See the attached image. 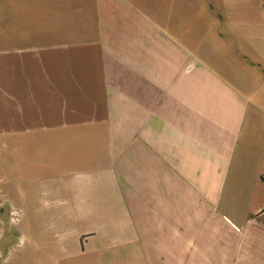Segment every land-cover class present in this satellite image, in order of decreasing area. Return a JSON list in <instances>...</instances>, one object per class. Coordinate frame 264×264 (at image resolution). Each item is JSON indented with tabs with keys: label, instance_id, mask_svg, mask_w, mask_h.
Wrapping results in <instances>:
<instances>
[{
	"label": "crops",
	"instance_id": "crops-1",
	"mask_svg": "<svg viewBox=\"0 0 264 264\" xmlns=\"http://www.w3.org/2000/svg\"><path fill=\"white\" fill-rule=\"evenodd\" d=\"M263 59L264 0H0V203L56 261L264 264Z\"/></svg>",
	"mask_w": 264,
	"mask_h": 264
},
{
	"label": "rangeland",
	"instance_id": "rangeland-1",
	"mask_svg": "<svg viewBox=\"0 0 264 264\" xmlns=\"http://www.w3.org/2000/svg\"><path fill=\"white\" fill-rule=\"evenodd\" d=\"M262 62L264 63V59ZM254 72H251L249 69L248 76L250 80L253 84H262L263 75L259 73V70ZM258 95H260V92H258ZM260 100L261 99H259L258 102H260ZM255 137L258 138V136ZM0 167L4 168V163L0 164ZM15 189L14 187L7 188V192L10 196L15 197ZM7 210L8 206L5 207L4 203H0L1 264L5 259L6 262L4 264H107V262L103 261L100 257L96 259L82 257L72 259L69 262H65L63 259H58V261H56L55 259L57 258H54L55 252L48 250L47 244L51 243L52 239L58 238V234L61 233L63 229L68 228L67 221L64 223V220H39L36 221V230H34L33 220L30 218L20 220L7 212ZM83 221L84 220H81L80 226L76 225L69 227L71 229L95 228L94 220H88L87 224H84ZM38 222L39 225L37 224ZM54 222H56V227H54ZM53 231H55V235ZM21 233L24 236L23 238ZM86 237L87 236L82 237V240H85ZM110 255L109 258L112 260V257L114 258V252H110Z\"/></svg>",
	"mask_w": 264,
	"mask_h": 264
}]
</instances>
